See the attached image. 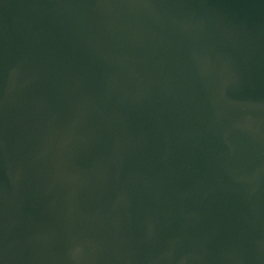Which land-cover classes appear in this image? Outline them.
Masks as SVG:
<instances>
[{
	"label": "water",
	"instance_id": "obj_1",
	"mask_svg": "<svg viewBox=\"0 0 264 264\" xmlns=\"http://www.w3.org/2000/svg\"><path fill=\"white\" fill-rule=\"evenodd\" d=\"M0 264H264V0H0Z\"/></svg>",
	"mask_w": 264,
	"mask_h": 264
}]
</instances>
